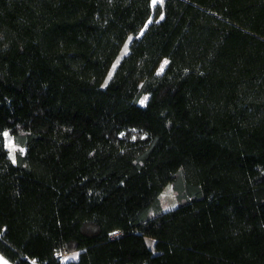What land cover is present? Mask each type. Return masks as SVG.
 <instances>
[{"label":"trees","instance_id":"1","mask_svg":"<svg viewBox=\"0 0 264 264\" xmlns=\"http://www.w3.org/2000/svg\"><path fill=\"white\" fill-rule=\"evenodd\" d=\"M0 253L264 264V0H0Z\"/></svg>","mask_w":264,"mask_h":264},{"label":"rangeland","instance_id":"2","mask_svg":"<svg viewBox=\"0 0 264 264\" xmlns=\"http://www.w3.org/2000/svg\"><path fill=\"white\" fill-rule=\"evenodd\" d=\"M159 2H160V0H155V3H154V0H152L153 5H155ZM152 19H153L152 16H150V18L146 22V25ZM130 40H131V36H129L127 38V40L124 42L121 50L119 51L117 58L115 59V61L113 62L112 66L109 70L108 76H110V74L112 73L114 67L116 66V64L118 63L120 58L127 52ZM165 61H167L166 58L162 60L160 66L158 67V72H161V69H163L165 67V65H166ZM145 99H146V97L144 96L141 99V101H144L143 103H145ZM4 133H7V135L5 136V140H6V144H7L8 148H9L11 157L14 158V160H16L18 153L24 152L25 148L21 144H18L15 141L13 135L11 134V132L9 130H6ZM9 141L11 142V145H12L11 148L9 147ZM173 183H174L173 181H169L165 185V187L163 188L162 192L160 193L159 198H160L161 205L164 209L171 208L178 203V196H177V193L175 191ZM146 240H147L148 245L154 249L155 239L151 236H146ZM69 257L77 258L78 252H71L70 254H68V258ZM0 264H14V263L11 260H9L8 258H6L3 254L0 253Z\"/></svg>","mask_w":264,"mask_h":264},{"label":"built area","instance_id":"3","mask_svg":"<svg viewBox=\"0 0 264 264\" xmlns=\"http://www.w3.org/2000/svg\"><path fill=\"white\" fill-rule=\"evenodd\" d=\"M119 233H121V229L117 228L115 229L112 233H111V236H116L118 235ZM68 255V253H65L63 255H59L58 258L59 259H63L64 257H66Z\"/></svg>","mask_w":264,"mask_h":264},{"label":"snow or ice","instance_id":"4","mask_svg":"<svg viewBox=\"0 0 264 264\" xmlns=\"http://www.w3.org/2000/svg\"><path fill=\"white\" fill-rule=\"evenodd\" d=\"M160 2L162 3V0H160ZM154 3H155V0H154ZM161 18H163V17H161ZM165 63H167V61H165ZM161 71H163V69H161ZM144 101H141V103H143ZM4 135L6 136L7 135V133H4ZM9 147L11 148L12 147V145H11V142L9 141ZM14 159V158H13Z\"/></svg>","mask_w":264,"mask_h":264}]
</instances>
